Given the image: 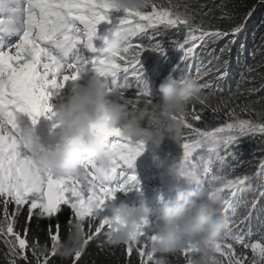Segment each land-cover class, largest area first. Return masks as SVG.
Instances as JSON below:
<instances>
[{
	"label": "snow or ice",
	"instance_id": "6c2138e0",
	"mask_svg": "<svg viewBox=\"0 0 264 264\" xmlns=\"http://www.w3.org/2000/svg\"><path fill=\"white\" fill-rule=\"evenodd\" d=\"M112 11L120 9L107 0L102 4L99 0H0V243L6 248V264H52L62 242L59 216L66 210L70 213L69 236L73 223H81L86 234L82 251L71 259V264H79L85 248L102 230L119 229L118 223H111L117 194L142 191L134 166L146 150L143 141L133 144L123 137L120 127L93 126V131L105 139L111 163L101 167L87 161L83 166L89 177L85 186L75 177H57L40 170L35 164L37 154L22 143L25 124L21 116L30 118L31 127L45 118L52 122L53 132L61 130L63 125L52 100L61 95L69 81L79 80L82 70L101 73L109 90H115L133 110L153 105L154 94L144 78L140 57L146 50L165 53L168 48L181 52L176 66L179 80L191 77L210 90L206 100L191 104L186 116L172 118H182L185 124L180 162L190 173L185 179L206 184L212 193L223 196L226 225L215 251L221 264H264V155L255 163L240 159L243 140L264 137V121L244 118L249 112L247 106L229 107L227 103L226 118L220 121L221 106L209 101V96L224 91L233 46L254 9L242 23L222 29L197 23L187 10L177 11L171 0L167 5L153 0L143 11H124L125 15L100 35L98 25L112 24ZM218 19L230 21L232 16L225 11ZM122 29L130 30L132 37L109 58L104 54L105 43ZM173 30L177 38L163 39ZM97 40L102 41L99 47ZM221 41L224 46L217 51ZM254 71L248 66L241 73L237 92ZM255 91L258 89H247L248 94ZM206 111L212 113L213 121L220 122L212 123ZM229 161L237 164L227 173H219ZM245 164L250 171L242 168ZM248 189L250 198L243 196ZM93 201L96 210L91 207ZM25 208V225L19 231L18 217ZM34 216L48 221V242L43 245L38 238L28 239ZM253 220L258 221L255 232ZM156 239L153 222L146 220L124 244L129 264L134 254L138 264H157L152 250ZM197 255L190 244L177 253L184 264H192Z\"/></svg>",
	"mask_w": 264,
	"mask_h": 264
},
{
	"label": "clouds",
	"instance_id": "9594fccd",
	"mask_svg": "<svg viewBox=\"0 0 264 264\" xmlns=\"http://www.w3.org/2000/svg\"><path fill=\"white\" fill-rule=\"evenodd\" d=\"M99 2L102 4L105 0ZM107 2L122 11H143L153 0ZM131 37L132 32L128 29L118 31L106 41L104 54L111 58ZM81 79H85L86 87L56 97L57 112L63 125L56 133L58 141L54 145L46 144L36 128L28 125L22 127L21 140L30 152L37 154L35 164L42 172L57 177H75L85 186L89 181L83 171L87 161H94L101 167H108L111 163L105 139L93 131V126L120 127L125 139L133 144L143 141L153 159L158 160L157 152L166 139L182 147L184 120L173 119V115L184 117L192 103L207 99L202 86L191 77L184 82L169 77L159 85V99L153 105L145 104L133 110L126 103L111 99L115 90H109L110 86L101 73L82 70ZM167 170L181 181L175 198L163 200L156 208L143 202L115 205L111 223H118L120 227L106 233L107 242L111 245L127 244L137 228L151 220L157 236L152 248L158 258L157 264H164L162 257L177 254L189 244L198 253L192 264H221L214 246L222 239L226 225L223 196L212 193L203 183L185 179L190 173L180 163L168 166ZM185 184H196L197 187L185 190ZM91 207L97 209L95 201ZM85 235L82 224L73 223L71 235L66 242L58 244L57 254L64 260L72 258L77 251H82Z\"/></svg>",
	"mask_w": 264,
	"mask_h": 264
},
{
	"label": "trees",
	"instance_id": "16d2710c",
	"mask_svg": "<svg viewBox=\"0 0 264 264\" xmlns=\"http://www.w3.org/2000/svg\"><path fill=\"white\" fill-rule=\"evenodd\" d=\"M156 3L167 5L169 0H155ZM171 4L176 8L187 10V12L195 19L203 18L206 22H211L212 25H220L227 29L242 23L245 20L247 13L254 9L253 15L250 19H247L246 27L244 31L237 38V43L233 46V51L230 58L229 65V77L223 83V93H217L216 95L209 96V101L213 106H221L220 121L225 119L224 103H227L229 107H233L239 104L241 107L247 106L249 112L243 114L244 118H250L257 121H264V0H171ZM228 12L232 19L230 21H219L224 12ZM125 15L124 11H112L109 16L112 23H117L119 18ZM227 26V27H226ZM177 38L175 31L167 33L163 39ZM224 41H221L217 47H223ZM220 47V48H221ZM199 52L200 50L197 49ZM168 52V54H165ZM165 53L155 52L154 54H148L150 57H146L147 66L144 68V78L149 83L155 101L159 99V85L165 78L179 79L180 72L177 69V64L180 62L181 52L174 48H168ZM254 53V55H252ZM168 66V72L161 70L160 64ZM248 66H252L256 69L250 78L249 82L242 83L237 92V84L240 82V76L242 72L246 71ZM251 77H255L253 80ZM248 88H256L252 94L247 93ZM210 90L203 89L205 95H208ZM237 92L236 96H232V93ZM111 99L118 103H125L119 94H114ZM191 106V105H190ZM189 106V107H190ZM197 109L200 108L199 104H196ZM239 112V108L237 109ZM205 115L212 123H219L220 121H213L211 119L212 113L206 111ZM146 126V125H145ZM242 155L240 159L242 161H252L255 163L257 159L264 155V137L260 135L254 138H246L241 144ZM164 152L163 154H171L173 156V166L179 164L183 157V148L178 146L173 141L166 139L158 150ZM142 156H149L146 150ZM150 157V156H149ZM237 164V161H229L222 169H219V173H227L232 167ZM249 168V165L242 166ZM241 169H238V171ZM207 186L206 184H203ZM192 187L196 188L197 185L193 184ZM243 196L250 198L252 192L250 189L243 192ZM27 211L18 217L17 230L23 231L26 221ZM70 213L66 210L60 214L59 220L61 224V240L66 242L69 237V225L67 223ZM55 221L53 220V223ZM46 219L33 217L29 225L28 239L30 241L38 238L41 245L48 242ZM258 221L253 220V231H256ZM87 230V225H85ZM106 231L102 230V233L94 238L93 241L85 248L82 253L79 264H129L128 259L124 253V245H111L107 242ZM257 238L254 236V239ZM5 246L0 243V264H6L4 252ZM71 259L64 260L57 255L52 260V264H71ZM164 264H184L182 256L178 257L177 254H167L162 257ZM130 264H138L135 254L131 257Z\"/></svg>",
	"mask_w": 264,
	"mask_h": 264
},
{
	"label": "rangeland",
	"instance_id": "374dc122",
	"mask_svg": "<svg viewBox=\"0 0 264 264\" xmlns=\"http://www.w3.org/2000/svg\"><path fill=\"white\" fill-rule=\"evenodd\" d=\"M176 10L177 11H180V12H184L185 10H180L179 8H176ZM0 18H1V16H0ZM195 19V18H194ZM195 21L197 22V23H199V22H201V21H203L206 25H208V26H215V27H218V28H222V29H227V28H225V27H223V26H220V25H212L211 24V22H206L203 18H197V19H195ZM219 21H221V20H219ZM98 27H99V29H103L104 27H106L105 29H106V31H108L112 26L109 24V23H107V22H104V23H102V24H100V25H98ZM227 27V26H226ZM11 39H14V38H11ZM221 47V46H220ZM220 47H217L216 46V48H217V51H219V49H220ZM155 53V51H152V50H146V51H144L143 52V54H142V56L140 57V62H141V64L143 65V68H145V66H147L148 64L145 62V60H146V57H148L150 54L152 55V54H154ZM149 54V55H148ZM165 54H168V52H166ZM149 59H150V57H148ZM145 59V60H144ZM161 70H163V71H165V72H168V66H166V65H164L163 63H161L160 64V67H159ZM84 87H86V81H85V79H79V80H77V81H75V82H72V81H69L68 82V84H67V86L62 90V92H61V95L62 94H66V93H68V92H71V91H73V90H80V89H82V88H84ZM54 105H55V109L58 111V109H59V104L57 103V101H56V98H55V101H54ZM21 119L24 121V124L25 125H28V126H30L31 125V122H30V118H28L26 115H22L21 116ZM40 122L41 123H44V124H48L49 126H51L52 127V122H50V121H48L47 119H45V118H41V120H40ZM39 122V124L38 125H36L35 126V128L36 129H39L38 131V135L43 139V141L46 143V144H51V142H57L58 141V136L56 135V133H58V131H59V129H57V130H55V132H53V129H50V130H47V129H45V128H41L40 127V125H41V123ZM40 127V128H39ZM167 158H170V156H166ZM158 166L160 167V168H165V166L167 167V164L165 163V162H163V163H161V162H159L158 163ZM247 169H249V168H245V170H247ZM141 192L142 191H133V192H130V193H127V194H125V193H118L117 194V199H116V201H115V205H118V204H120V203H122V202H126V200H125V198H127V199H131L132 198V193H134L135 195H140V196H142V194H141ZM140 193V194H139ZM251 255V253L249 252V256Z\"/></svg>",
	"mask_w": 264,
	"mask_h": 264
}]
</instances>
